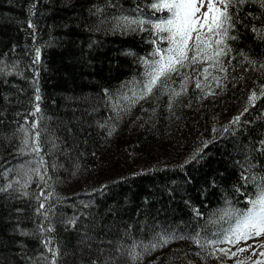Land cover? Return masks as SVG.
I'll return each instance as SVG.
<instances>
[{"label":"trees","instance_id":"16d2710c","mask_svg":"<svg viewBox=\"0 0 264 264\" xmlns=\"http://www.w3.org/2000/svg\"><path fill=\"white\" fill-rule=\"evenodd\" d=\"M153 2L0 0V264H231L264 186L262 0L230 8L225 71L188 60L138 99L169 47Z\"/></svg>","mask_w":264,"mask_h":264},{"label":"snow or ice","instance_id":"6c2138e0","mask_svg":"<svg viewBox=\"0 0 264 264\" xmlns=\"http://www.w3.org/2000/svg\"><path fill=\"white\" fill-rule=\"evenodd\" d=\"M206 3L207 10L202 11L205 7V0H154L151 5L153 9L157 11L166 9L169 13L166 19L153 24L157 34L166 33L161 38L168 42L169 47L163 50L157 48L156 54L160 56V59L149 65L151 70L146 73L148 80L144 84V91L138 99H144L150 95L162 77H168L171 73L178 72L180 68L187 67L185 62L188 60L197 63L202 57L212 61V66H219V70L225 71L218 58L231 50L227 40L236 38L230 36L229 31L234 28L233 14L230 13V8L237 7V0H206ZM239 3H245V0H239ZM260 6L264 8V0ZM129 23H143V21H130ZM29 26L31 27V25ZM214 37H218V39L214 40ZM193 39L195 43L191 44ZM213 42L215 48H213ZM209 49H211V54H209ZM190 51L193 53L191 57L189 56ZM39 58L40 51L37 49L36 60L39 61ZM145 63L147 64V61ZM204 72L207 73L208 69H204ZM213 79L218 78L213 77ZM196 87H201L199 81H197ZM179 94L173 93V95ZM36 99L39 100L40 96L37 95ZM255 99L256 93L253 92L249 97L250 103L254 102ZM135 102L133 101V103ZM39 110L37 106L36 111ZM238 120L239 117H236L234 122ZM35 127L34 124L33 128ZM34 151H39V149L36 148ZM250 203L253 205L252 208L243 214L242 219H239L236 227L231 230V235L226 236L224 241H220L221 243H236L240 240L264 235V186H262L258 198L250 201ZM41 208H43V204H41ZM48 231H52V229H48ZM167 242L168 240L165 239L164 243ZM246 250L239 249V251ZM219 251L227 255L225 249H219ZM55 255L56 253L53 251V256L55 257ZM232 255L235 256L236 253H232ZM260 255L264 256V252H261ZM53 264H55V260ZM256 264H264V261H257Z\"/></svg>","mask_w":264,"mask_h":264},{"label":"rangeland","instance_id":"374dc122","mask_svg":"<svg viewBox=\"0 0 264 264\" xmlns=\"http://www.w3.org/2000/svg\"><path fill=\"white\" fill-rule=\"evenodd\" d=\"M166 10V9H165ZM207 10V3L205 0V7L202 9V11ZM167 11V10H166ZM215 40V39H214ZM194 41V39H193ZM191 41L190 43H192ZM214 43V42H213ZM21 167L18 169L17 174H21L20 178H16V181L21 182V180H24L28 184V182H32L35 178V176L38 174L37 170L33 167L31 168H25ZM226 247L219 246L220 249H225L227 251V255L225 257L231 264H256L257 261H264V256H261L260 253L264 252V247H261V245H264V235H261L259 237H253L248 240H240L236 243H228ZM251 246V247H249ZM239 249H247L246 251H239ZM232 253H236L235 256L232 255Z\"/></svg>","mask_w":264,"mask_h":264}]
</instances>
